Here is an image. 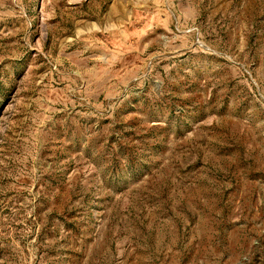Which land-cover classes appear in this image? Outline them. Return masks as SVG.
<instances>
[{"label":"rangeland","instance_id":"obj_1","mask_svg":"<svg viewBox=\"0 0 264 264\" xmlns=\"http://www.w3.org/2000/svg\"><path fill=\"white\" fill-rule=\"evenodd\" d=\"M0 264H264V0H0Z\"/></svg>","mask_w":264,"mask_h":264}]
</instances>
